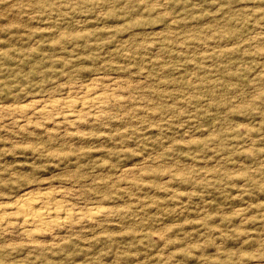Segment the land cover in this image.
Here are the masks:
<instances>
[{"label":"rangeland","instance_id":"obj_1","mask_svg":"<svg viewBox=\"0 0 264 264\" xmlns=\"http://www.w3.org/2000/svg\"><path fill=\"white\" fill-rule=\"evenodd\" d=\"M1 215L0 264H264V0H0Z\"/></svg>","mask_w":264,"mask_h":264},{"label":"bare ground","instance_id":"obj_2","mask_svg":"<svg viewBox=\"0 0 264 264\" xmlns=\"http://www.w3.org/2000/svg\"><path fill=\"white\" fill-rule=\"evenodd\" d=\"M85 88L86 89H84V95L79 99L77 98V100H72L68 98L63 100H57L50 104L43 105L35 113L39 116L48 114L50 115L53 110H55L56 108L58 109L60 107L62 108V110H60L61 114H59V117L60 115L62 117L61 120L72 124L74 123V112L87 111L88 113L93 114L94 110H97L100 107L104 108L106 102L109 100V96L104 93L98 95H95L94 93V96H91L93 94L92 89H89V87ZM24 109V107L18 106V108H12L11 110H14L15 112L16 110L26 111ZM96 112L98 113V111ZM49 194L42 193L33 195L31 193H26L25 195L17 199L14 204V218H18L22 226H32L35 228L37 227L47 232L51 231V229H54L57 226L65 225L67 223L69 224L77 219L78 212L76 213L70 208L67 209L62 202L54 201V203L49 204V202L52 200V195L50 196ZM3 217L5 216L1 215L0 223L4 219ZM24 233H26L27 236H33L35 232L24 230Z\"/></svg>","mask_w":264,"mask_h":264}]
</instances>
